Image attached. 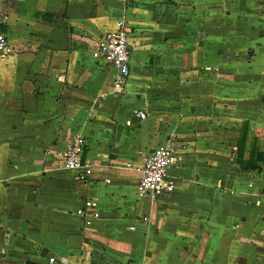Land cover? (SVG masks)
Here are the masks:
<instances>
[{
    "label": "crops",
    "instance_id": "1",
    "mask_svg": "<svg viewBox=\"0 0 264 264\" xmlns=\"http://www.w3.org/2000/svg\"><path fill=\"white\" fill-rule=\"evenodd\" d=\"M120 20L130 75L115 96L91 51ZM0 33V264H264V164L236 163L241 129L243 160L264 155V0H0ZM74 134L85 183L46 155ZM168 138L175 190L140 199L127 165Z\"/></svg>",
    "mask_w": 264,
    "mask_h": 264
},
{
    "label": "built area",
    "instance_id": "2",
    "mask_svg": "<svg viewBox=\"0 0 264 264\" xmlns=\"http://www.w3.org/2000/svg\"><path fill=\"white\" fill-rule=\"evenodd\" d=\"M96 1L101 2L103 0ZM119 1L125 2L126 0ZM5 20L6 17L1 18L2 22ZM129 49L128 31L125 22L120 20L117 22L116 31L103 33L91 51V58L94 61L109 66L114 72L111 83L112 95H122L128 90L130 75ZM7 51L8 40L0 33V60L6 56ZM58 81L64 82V76L58 77ZM132 116L140 121L146 120V114L141 110H133ZM85 148V139L80 134H74L66 145L57 151L49 150L46 155H54L59 170L68 171L74 175L76 182L85 183L87 182V175L90 173L88 165L84 163L83 159ZM180 160L177 143L173 138H168L152 149L141 167L127 165L128 168H132L140 174L135 188L137 197L155 202L159 198L166 197L174 192L175 185L169 177L168 170ZM89 205L90 202H87V207L83 206L76 210V215L82 219L86 228H90L94 221L99 218V214L93 211ZM143 221L147 222V218L144 217ZM49 262L52 264L55 259L51 258Z\"/></svg>",
    "mask_w": 264,
    "mask_h": 264
},
{
    "label": "trees",
    "instance_id": "3",
    "mask_svg": "<svg viewBox=\"0 0 264 264\" xmlns=\"http://www.w3.org/2000/svg\"><path fill=\"white\" fill-rule=\"evenodd\" d=\"M244 141H245V130L241 129L236 144V150H237L236 163L244 171H259L264 164V155L262 153L256 152L255 149H251L248 160L244 161L243 160Z\"/></svg>",
    "mask_w": 264,
    "mask_h": 264
}]
</instances>
